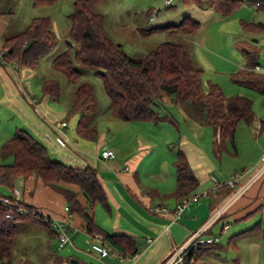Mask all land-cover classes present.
Listing matches in <instances>:
<instances>
[{"label": "trees", "instance_id": "16d2710c", "mask_svg": "<svg viewBox=\"0 0 264 264\" xmlns=\"http://www.w3.org/2000/svg\"><path fill=\"white\" fill-rule=\"evenodd\" d=\"M31 1L33 6H39L51 4L55 0ZM244 1L255 4L257 8H264V0H182L184 4H205L221 15L230 14ZM3 12L5 10L0 9V13ZM68 18V47L52 60V66L60 70L68 81H77L81 76L74 62L93 69L101 77L109 97L110 114L126 121H149L153 124L169 122L177 127L178 121L173 114L159 112V108H164L166 102L170 101L180 106L193 121L212 127L219 153H236L234 139L237 125L239 122L249 125L254 119L253 100L249 96L239 93L225 95L221 86L214 81L208 82L205 88L203 68L192 52L180 42L164 40L143 55L129 54L120 43L108 37L104 29L103 13L94 10L88 0H75ZM240 25L243 29L255 32L263 28L259 21L240 20ZM199 26V20L184 16L178 22L141 27L139 31L142 35L159 30L193 33ZM56 42L57 35L50 17L33 16L19 31L2 39L0 63L35 66L55 47ZM72 42L76 44L73 50ZM242 54L244 67L231 74L232 80L264 94V75L255 70L258 52L242 48ZM60 88L56 79L46 78L42 82L43 92L49 97H58ZM95 104L92 85L87 81L78 83L73 91L72 108L90 110ZM76 126L77 131L85 137L94 138L97 135L96 124L86 113L80 115ZM51 155L40 139L26 128L16 127L12 136L0 145V157L11 158L10 162H0V184L12 189L17 178L35 174L43 184L62 194L69 212H75L83 219L87 234L102 233L109 245L123 255L136 253L137 247L132 236L106 231L95 220V205L109 210L107 195L96 168L90 164L73 165ZM175 155L173 165L176 186L173 195L183 199L197 186L198 180L185 153L178 146ZM63 182L75 183L78 189ZM79 192L85 197L84 204L78 199ZM19 204L25 207L27 213L6 217L5 207L0 203V264L12 263L17 220L37 222L44 226L50 236L55 235L49 221L43 220L38 214L29 213L32 208H36L34 205L23 200ZM252 228L254 225L246 230ZM211 249H221V245L216 241L193 243L182 255V261L184 264H206L198 261V258Z\"/></svg>", "mask_w": 264, "mask_h": 264}, {"label": "crops", "instance_id": "0c3cea01", "mask_svg": "<svg viewBox=\"0 0 264 264\" xmlns=\"http://www.w3.org/2000/svg\"><path fill=\"white\" fill-rule=\"evenodd\" d=\"M246 3L248 5H245V2L240 3L228 15H221L216 11V13L209 14H211V17L214 16L215 21H218V23H228L229 21L227 20H232V18L235 20L238 31L235 32V36H232V38L228 37L227 45L229 51L235 52L238 50L242 57V48L257 51L259 69L255 70L264 75V20H258L263 24V28L256 33L243 29L240 25V20L253 21L254 10H264V8H257L253 3ZM204 8H206L205 12L212 10L209 7ZM4 14L5 12L0 13V50L3 39L1 31L4 24L2 21L5 17ZM206 51L208 50L206 49ZM214 55L227 61V58L222 57L218 53ZM225 62L224 64L229 65L228 61L227 63ZM244 62L243 57L240 63L241 68L244 67ZM232 63L235 64L234 62ZM25 68L22 69L14 62L0 63V103L2 104L0 112L2 110L9 115H17L21 121L28 124L35 131L38 139L42 141L47 150L59 159L69 163L72 161L75 164L72 162L71 164L77 166L90 164L95 167L109 203V210L100 205L94 206L96 222L106 231L132 236L137 247V252L132 255H123L112 247L111 253L108 255H98L91 248V243L94 239L92 235L85 232L83 219L75 212H69L70 215H68V211L64 210L66 203L61 193L43 184L41 179L35 174L17 178L14 187L19 188L21 200L34 205L54 219H66L70 226L71 243L67 244L65 251L72 253L71 255L77 261L80 258L79 256H81V258L86 259L85 264H164L176 247L182 246L208 216L218 208L225 207L222 216L240 219L259 206L262 198H264V173L258 177L254 175L261 163V154L264 152V138L260 140L264 132V94L252 89L258 93L261 105L257 104L255 109L253 106L254 119L251 124H246L245 130L240 129L241 131L238 133L236 128L234 139L236 153L239 151L237 150L239 141L240 145H247V152L250 153V158L245 162V166H242L247 171L242 173L234 172L238 175L233 176V185L227 183L233 178V171L231 170L234 169L232 168L233 166L226 165V168H224L221 163L224 156L231 154L229 151L221 152L218 154L220 157H215L213 152H211L212 148L209 149L199 140L200 129L190 135L186 134V132L180 133L178 131L177 141H175L173 146H178L185 153L198 183L189 193V195H197V197L188 203L178 217H174V207L177 202L182 200L173 195L176 186L173 160L176 155L169 153V163L172 166L171 170L173 173L168 174L166 177V172H164L166 166L162 165L163 162L160 159L150 165L148 162H144V158L149 154L150 149L157 146L155 140L143 142L137 139L134 145L131 144L121 148L116 142L105 140L104 134L101 133L95 145L96 154L80 149L71 142L72 133L68 128V123L61 118L62 111L55 109L48 103V100L52 97L43 92V81L40 82L42 96L39 99L35 97V101L31 98V82L26 77L27 69ZM230 68L231 66L228 69ZM203 84L207 85L208 82L203 80ZM235 91L243 93L240 90ZM164 111L163 107L159 108V112L163 113ZM19 123L16 122L15 126L8 127L9 130L8 128L6 130L0 129V145L4 140L12 136V132L18 127ZM137 124V126H143L141 124L144 123ZM195 124L199 123L196 122ZM251 126H255L256 133L250 128ZM147 132L149 137H153L158 135L157 133L162 132V130L148 128ZM58 137L64 140V144L58 141ZM162 140L164 143L168 141ZM102 143H106L115 150L114 157L103 159L100 156L99 151ZM248 144L251 146H248ZM156 153L158 152L154 154ZM63 183L78 189V185L75 183ZM0 194L11 195L12 189L0 184ZM77 196L81 203L84 204L86 202L82 192H79ZM152 205H162L167 210L162 212L151 211L149 206ZM20 221H27L30 224H22L27 229L33 225L31 223L41 226L39 237L44 239L47 245L45 239L50 235L44 226L26 219ZM216 222L218 220H215L209 226L204 232V236H210L209 233L212 232ZM29 230L36 229L30 228ZM100 234L103 237L102 233ZM87 244L88 250L81 248L82 245ZM209 251H215V254H217L219 250L211 249L206 252ZM203 255L198 258V261L207 264V258L203 260ZM74 258H71L72 262ZM12 261L11 264H35L27 258L19 260L17 258ZM173 264L184 263L183 261H175Z\"/></svg>", "mask_w": 264, "mask_h": 264}, {"label": "rangeland", "instance_id": "374dc122", "mask_svg": "<svg viewBox=\"0 0 264 264\" xmlns=\"http://www.w3.org/2000/svg\"><path fill=\"white\" fill-rule=\"evenodd\" d=\"M88 3L94 10L103 13L104 29L108 37L116 43H120L129 54L133 56L143 55L157 43L164 40L180 42L187 50L192 52L196 61L204 69L203 80L206 82H217L225 95L236 94L238 91L235 90H240L243 93L239 94L250 96L253 100L254 109L257 104L261 105L257 92L234 82L231 78L233 72L240 70V63L243 59L238 50L231 52L227 45L228 37L232 38V36H235V32L238 31L237 23H235L233 18L232 20H227L229 21L228 23H218V21H215V17H211V14H209L216 13L215 10L212 9L210 12H205V4H184L182 0H170L169 4L164 3V0H88ZM74 5L75 0H55L51 4L39 6H33L31 0H0V9L5 10V17L2 19L4 24L1 31L3 38L19 31L33 16L48 15L50 17L52 28L57 35L55 47L44 55L37 65L32 66L33 68L25 65L19 66L22 69L25 67L27 69L26 77L31 82V98L33 100L35 97L39 99L42 96L41 81L46 78H53L59 81L61 86L60 94L58 97L49 99L48 103L55 109L62 111L61 118L68 123V128L72 133L71 142L88 153L96 154L95 145L101 133L104 134L105 140L116 142L121 148L131 144L134 145L137 139L143 142L155 140L157 146L150 149L149 154L144 158V162H148L150 165L160 159L163 162L162 165L166 166L164 172H166L167 177L168 174L173 173L171 170L172 166L169 163V153L171 152L175 156L176 148L173 145L177 141L178 131L180 133L186 132V134L190 135L200 129L199 140L209 149L212 148L211 152H213L215 157H220L212 127L210 125L195 124L196 122L187 117L180 106L167 101L164 107L165 111L173 114L177 119V127L169 122H160L156 125L153 122H128L110 114L109 97L106 94L101 77L93 69L74 62V65L80 69L81 76L77 81L72 82L68 81L60 70L52 66L53 57L68 47L66 42L69 39L68 13L73 10ZM245 5L248 4L245 2ZM184 16H190L200 21V26L194 33H169L165 30H159L148 35H142L139 31L141 27L150 28L156 25L178 22ZM252 18H254L253 21L255 22L264 20V10H254ZM252 36L254 37V35ZM71 45L73 50L76 44L72 42ZM219 50L220 52H218ZM216 53L227 58L229 65L224 64L226 60L223 58H217L214 55ZM230 66L231 68L228 69ZM82 81H87L92 85L96 97V104L90 110L83 107L72 108L71 106L74 88ZM204 86L205 88L207 87V85ZM0 109H2L1 103ZM83 113H86L90 120L96 124L97 135L94 138L85 137L77 131V121ZM16 122H20L18 127L26 128L38 138L35 131L28 124L21 121L17 115H9L1 110L0 129L11 128L15 126ZM137 123L144 124H141L143 126H137ZM148 128L161 129L162 132L149 137ZM250 128L256 133L255 126ZM240 129H246L244 122H240L237 125L238 133H240ZM263 138L264 132L260 140ZM162 139L168 140L167 143H164ZM238 145L239 148L237 150L239 151L237 153L224 156L223 160H221L222 167L226 168V165L233 166L232 168L234 169H231L233 171L232 177L235 174L234 172L242 173L247 171L242 166H245V162L250 158V153L247 152V145H240L239 141ZM248 146L251 145L248 144ZM155 152L158 153L154 154ZM51 156L58 158L53 154ZM0 161L10 162L11 158L2 159L0 157ZM169 169L170 171H168ZM23 223L29 224L27 221L22 222L20 220H17L16 223L12 260L27 258L35 264H85L86 259L81 258V256H79L80 258L77 262L71 261V258H74L71 255L72 253L65 251L68 243L64 247L59 248L56 237L47 236L45 239L47 241L46 245L44 239L39 237L41 226L31 223L34 226H30L29 229L36 230H29L27 227L22 226ZM223 224H226V228H223ZM253 225L254 228L246 230ZM209 234L211 237L217 238L214 241L221 245V249H218L217 254H215V251H205L202 258L203 260L207 258V264H263L264 198H262L259 206L240 219L221 217L214 224L212 232ZM81 248L88 250V244L82 245Z\"/></svg>", "mask_w": 264, "mask_h": 264}, {"label": "built area", "instance_id": "2783aa9c", "mask_svg": "<svg viewBox=\"0 0 264 264\" xmlns=\"http://www.w3.org/2000/svg\"><path fill=\"white\" fill-rule=\"evenodd\" d=\"M164 3L169 4L170 0H164ZM255 69H259L258 65H255ZM64 123V122H63ZM58 141L61 144H64V140L61 137H58ZM100 156L103 159L112 158L115 156V150L109 147L106 143H102L99 151ZM264 173V152L261 154V163L258 166L255 177H258ZM238 174H235L237 176ZM234 177L227 181L228 184L233 185ZM215 180V179H214ZM216 181V180H215ZM20 190L19 188L13 187L11 195L0 194V203L5 207V216L13 217L17 213H27V210L24 206L19 204L20 198ZM197 195H189L179 202L176 203L174 207V217H178L180 212L188 205V203L195 199ZM151 211L162 212L166 211L167 208L162 205H152L149 206ZM225 207L218 208L215 212H213L208 218L193 232L190 238L180 247H176L173 253L169 256V258L165 261L164 264H173L175 261H182L183 253L189 248V246L193 243H209L214 242L216 237L213 238L211 236H204V232L209 228V226L222 215ZM64 210L68 211V215H70L68 206L64 205ZM31 215L38 214L43 220L49 221L51 227L55 231V236L57 239L58 247H63L66 243H71V238L69 235V224L66 219H54L49 214L38 208H32L29 212ZM223 228H226V224H223ZM92 238L94 241L91 243V248L93 251L97 252L100 256H105L111 253V246L109 243L101 236L100 233H93Z\"/></svg>", "mask_w": 264, "mask_h": 264}, {"label": "water", "instance_id": "95a60500", "mask_svg": "<svg viewBox=\"0 0 264 264\" xmlns=\"http://www.w3.org/2000/svg\"><path fill=\"white\" fill-rule=\"evenodd\" d=\"M73 262H77V260L76 259H73Z\"/></svg>", "mask_w": 264, "mask_h": 264}]
</instances>
